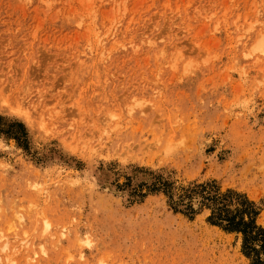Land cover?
Masks as SVG:
<instances>
[{
  "label": "rangeland",
  "instance_id": "rangeland-1",
  "mask_svg": "<svg viewBox=\"0 0 264 264\" xmlns=\"http://www.w3.org/2000/svg\"><path fill=\"white\" fill-rule=\"evenodd\" d=\"M243 196L264 0H0V264H252Z\"/></svg>",
  "mask_w": 264,
  "mask_h": 264
},
{
  "label": "trees",
  "instance_id": "trees-1",
  "mask_svg": "<svg viewBox=\"0 0 264 264\" xmlns=\"http://www.w3.org/2000/svg\"><path fill=\"white\" fill-rule=\"evenodd\" d=\"M227 192L228 194L233 193L231 191ZM234 195L242 196L240 194ZM220 196L223 200V197L227 194H220ZM242 203L245 206L239 210L236 209V213L230 212L227 208L224 209V205V207L218 206L214 208L209 219L212 223L220 225L227 231L241 233L244 255L250 259L252 264H264V228L255 224V212L251 208L253 203L245 197Z\"/></svg>",
  "mask_w": 264,
  "mask_h": 264
},
{
  "label": "bare ground",
  "instance_id": "bare-ground-1",
  "mask_svg": "<svg viewBox=\"0 0 264 264\" xmlns=\"http://www.w3.org/2000/svg\"><path fill=\"white\" fill-rule=\"evenodd\" d=\"M193 238H194V237H193ZM196 240H197V241H198V240L202 241L203 238H196V237H195L194 239H191V241H193V242H194V241L196 242ZM203 241H206V240L204 239ZM202 244H203V243H202Z\"/></svg>",
  "mask_w": 264,
  "mask_h": 264
}]
</instances>
